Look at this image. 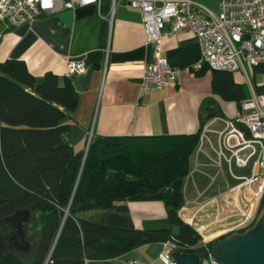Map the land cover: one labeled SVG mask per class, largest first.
Wrapping results in <instances>:
<instances>
[{"label": "trees", "instance_id": "16d2710c", "mask_svg": "<svg viewBox=\"0 0 264 264\" xmlns=\"http://www.w3.org/2000/svg\"><path fill=\"white\" fill-rule=\"evenodd\" d=\"M262 70L264 65L254 68ZM214 72L213 90L224 99L239 104L249 97L246 84L234 80L235 73ZM58 83L50 71L39 80L24 59L0 61V237L11 234L9 219L23 209L32 214L23 227L35 235L33 247L22 254L2 241L0 264H44L53 246L47 264H86V259H112L169 240L176 251L202 261L214 241L257 222L264 210V189L256 219L218 238L204 240L181 218L184 179L201 129L190 134L99 136L86 149H73L64 136L70 124L61 120L80 99L68 78ZM142 199L165 204L168 227L146 230L133 223L126 201ZM173 225L179 226L178 234H172ZM84 235L98 239L84 244L79 240Z\"/></svg>", "mask_w": 264, "mask_h": 264}, {"label": "crops", "instance_id": "0c3cea01", "mask_svg": "<svg viewBox=\"0 0 264 264\" xmlns=\"http://www.w3.org/2000/svg\"><path fill=\"white\" fill-rule=\"evenodd\" d=\"M194 1L212 14L219 12L220 0ZM110 5V0H104L100 10L97 4L59 9L19 25L0 16V61L24 59L39 80L50 71L58 76L59 85L66 78L71 81L80 100L61 121L70 124L64 136L75 150L86 149L90 140L99 136L190 134L201 129L199 145L190 155V173L184 179L183 195L190 191V197L185 195L186 203L179 214L206 241L232 232L201 230L206 226L204 221L215 219L211 216L215 214V208L211 207L214 203L225 198L231 202L239 199L235 190L241 187V182L236 177H250L258 170L255 158L246 166L226 159L231 156L225 145L228 126L234 122L240 103L224 99L213 90L214 69L206 65L198 70L192 68L202 60V48L197 36L187 29L178 30L160 42L161 55L167 57L172 67L181 70L177 82L145 92L140 79L143 68L154 60L155 45L147 39L141 9L122 0L113 5L112 15L108 16ZM67 59L84 61L85 72L65 74ZM246 69L250 74L247 66ZM245 76L238 71L233 78L246 84L250 96L251 87ZM227 168L230 178L237 182L226 178L224 184L217 181ZM235 169L250 171L251 175L238 174ZM126 204L137 227L153 230L169 226L162 201L142 199ZM230 213L228 217L235 215ZM179 230L178 225L171 226L172 234H178ZM162 245V242L145 244L116 258L85 262L130 264L131 259H137L142 264H162L159 259Z\"/></svg>", "mask_w": 264, "mask_h": 264}, {"label": "built area", "instance_id": "2783aa9c", "mask_svg": "<svg viewBox=\"0 0 264 264\" xmlns=\"http://www.w3.org/2000/svg\"><path fill=\"white\" fill-rule=\"evenodd\" d=\"M122 0H110L108 16L112 15L113 5ZM141 9L144 31L148 41L155 45L154 60L143 68L140 84L145 92L175 85L181 70L172 67L167 57L161 55L160 42L178 30L193 32L201 45L202 60L192 65L200 69L206 65L218 71L233 73L244 72L250 84L251 95L240 102L234 122H229L225 145L230 155L226 159H234L239 166H246L254 158L257 172L250 177L237 176L246 182L260 180L255 191L261 200L264 188V70L254 68L264 65V0H220L217 14L208 12L206 8L194 0H123ZM97 4L98 10L104 0H0V16L10 20L11 24L32 22L46 13L58 12L59 9ZM68 69L65 74H82L86 63L82 60L67 59ZM246 66L251 67V74ZM261 76L258 81L255 77ZM260 88L261 91H257ZM241 124L243 128H239ZM250 133V136L246 134ZM243 153H240V152ZM222 154V152H219ZM259 203V201H258ZM259 206V205H258ZM258 206L251 214L245 215L236 231L248 227L258 213ZM163 250L159 255L162 264H175L172 254L176 245L172 241L162 242ZM210 251L201 264H223ZM130 264H142L140 260L131 259Z\"/></svg>", "mask_w": 264, "mask_h": 264}, {"label": "water", "instance_id": "95a60500", "mask_svg": "<svg viewBox=\"0 0 264 264\" xmlns=\"http://www.w3.org/2000/svg\"><path fill=\"white\" fill-rule=\"evenodd\" d=\"M31 216L29 209L17 210L13 214L11 224L17 231L10 237L13 244L10 245L9 249L26 252L33 246L34 242L25 238L26 231L23 227ZM94 239H98V237L79 236V240H82L84 244ZM212 244V255L219 261L221 260L223 264H264V210L252 227L244 232H232V234H228L223 239H217ZM52 248L44 264H47L48 259H50ZM172 259H174L175 264H201L197 255L183 251H174Z\"/></svg>", "mask_w": 264, "mask_h": 264}, {"label": "rangeland", "instance_id": "374dc122", "mask_svg": "<svg viewBox=\"0 0 264 264\" xmlns=\"http://www.w3.org/2000/svg\"><path fill=\"white\" fill-rule=\"evenodd\" d=\"M248 70L251 74V71H252L251 67H248ZM255 79L260 81L261 76L257 75L255 77ZM194 163L195 162H194V157H193L192 158V165H191L192 167H193ZM235 170L238 174H241V175H242V173L249 175V176L251 175L250 171H245L243 169H241V170L235 169ZM229 173L230 172L228 171V168H227V172H224L222 175H219L220 177L217 179V181L223 182V184H224V183H226V181L224 180L226 178L227 180L231 181L232 183L237 182V180L234 181L233 179L230 178ZM239 181L241 182V187L238 190L237 189L235 190L237 193H239V199H238L239 201L235 200V201L231 202L232 200L228 201L225 198V199H222V202L218 201L217 203H214L211 207L215 208V210H214L215 214L211 215V216L215 217L216 220L212 219L214 222L211 220L209 223H207L208 220H206V222L204 221L203 224H206V226L204 227V229L201 230V232H204V230H205V232L210 233V232H213V231L219 230V229H221V230L237 229L238 224H240L241 222H243L246 219V218H244L245 217L244 214L245 215L251 214L253 212V210L258 206V201H260V200L258 199L257 195H255V193L253 191L258 189V187H259L258 185L261 184L260 180L259 179L255 180L254 182H250V184L243 179H239ZM250 188H251V190H250ZM263 189L264 188H262V190ZM262 190H261V192H262ZM189 192L190 191L185 192V195L187 197H190ZM206 203L207 202L205 201L202 204H206ZM258 208H259V206H258ZM209 210H211V209H209ZM227 210H229V211H227ZM231 211L234 212L235 215L234 216L231 215L228 217V213H230ZM9 221L11 222V218L9 219ZM25 238L27 240L32 241V242L35 241V235L31 234V232L26 233ZM1 242L2 241L0 240V247L2 244ZM16 252L19 254H22L20 251H16Z\"/></svg>", "mask_w": 264, "mask_h": 264}, {"label": "flooded vegetation", "instance_id": "af4514ba", "mask_svg": "<svg viewBox=\"0 0 264 264\" xmlns=\"http://www.w3.org/2000/svg\"><path fill=\"white\" fill-rule=\"evenodd\" d=\"M17 231V229L15 228V227H13V229H12V231H11V234H9V235H5V236H2V237H0V240L1 241H4L5 242V240L6 241H8V246H9V248H10V245H12L13 244V241L12 240H10V237H11V235H13L15 232ZM2 238V239H1ZM1 247H2V245H1ZM15 251V250H14ZM24 252V251H23Z\"/></svg>", "mask_w": 264, "mask_h": 264}, {"label": "bare ground", "instance_id": "6f19581e", "mask_svg": "<svg viewBox=\"0 0 264 264\" xmlns=\"http://www.w3.org/2000/svg\"><path fill=\"white\" fill-rule=\"evenodd\" d=\"M250 184V183H249ZM259 186V185H258ZM259 188V187H258ZM253 189V188H252ZM238 190V189H237ZM250 190H251V188H250ZM263 191V190H262Z\"/></svg>", "mask_w": 264, "mask_h": 264}]
</instances>
